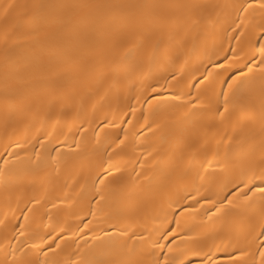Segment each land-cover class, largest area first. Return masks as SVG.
Wrapping results in <instances>:
<instances>
[{
    "label": "bare ground",
    "instance_id": "6f19581e",
    "mask_svg": "<svg viewBox=\"0 0 264 264\" xmlns=\"http://www.w3.org/2000/svg\"><path fill=\"white\" fill-rule=\"evenodd\" d=\"M264 0H0V264H264Z\"/></svg>",
    "mask_w": 264,
    "mask_h": 264
},
{
    "label": "snow or ice",
    "instance_id": "6c2138e0",
    "mask_svg": "<svg viewBox=\"0 0 264 264\" xmlns=\"http://www.w3.org/2000/svg\"><path fill=\"white\" fill-rule=\"evenodd\" d=\"M261 50H262V52H264V46H262V49ZM262 255H264V254H262Z\"/></svg>",
    "mask_w": 264,
    "mask_h": 264
}]
</instances>
